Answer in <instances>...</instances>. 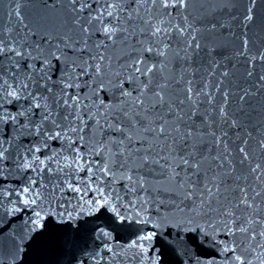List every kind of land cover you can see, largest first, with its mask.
<instances>
[{"label":"snow or ice","instance_id":"6c2138e0","mask_svg":"<svg viewBox=\"0 0 264 264\" xmlns=\"http://www.w3.org/2000/svg\"><path fill=\"white\" fill-rule=\"evenodd\" d=\"M0 7V264H264V0Z\"/></svg>","mask_w":264,"mask_h":264},{"label":"water","instance_id":"95a60500","mask_svg":"<svg viewBox=\"0 0 264 264\" xmlns=\"http://www.w3.org/2000/svg\"><path fill=\"white\" fill-rule=\"evenodd\" d=\"M6 19V13L4 12V9L0 7V23H2Z\"/></svg>","mask_w":264,"mask_h":264}]
</instances>
